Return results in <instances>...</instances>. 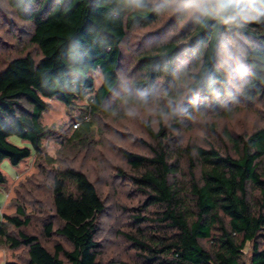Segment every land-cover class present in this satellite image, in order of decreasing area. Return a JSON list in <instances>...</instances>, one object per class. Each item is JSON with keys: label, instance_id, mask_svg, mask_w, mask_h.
Here are the masks:
<instances>
[{"label": "trees", "instance_id": "1", "mask_svg": "<svg viewBox=\"0 0 264 264\" xmlns=\"http://www.w3.org/2000/svg\"><path fill=\"white\" fill-rule=\"evenodd\" d=\"M216 3L209 0L190 18L193 30L185 46L171 37L142 54L138 63L142 78L133 82L136 90L150 95L162 79L166 89L173 84L166 93L168 100L179 101L181 87L189 91L190 108L195 100L200 106L231 104L234 98L217 52L222 37L235 30L252 41L244 54L249 80L241 96L258 95L264 104V0H227L224 13L216 11ZM8 4L19 18L31 22L29 42L39 53L38 58L28 53L14 57L0 70V162L17 166L32 152H41L49 132L41 123L46 100L71 108L88 95L84 119L103 108L119 85L120 48L127 33L156 22L159 6L148 0L140 8L129 0H8ZM186 61L188 66L182 68ZM94 72L102 78L97 89ZM157 118L156 132L149 122L144 124L155 141L151 156L121 151L136 173L130 177L132 184L156 210L148 218H133L149 231L126 236L140 260L120 264H264V168H260L264 129L229 137L235 156L213 147L171 151L159 113ZM89 121L78 122L73 139L92 130ZM11 136L29 147L9 142ZM181 161L187 166L186 182L176 178ZM5 181L0 171V184ZM50 189L60 226L53 230L50 221L45 223L43 235L56 233L71 247L65 250L56 244L51 252L35 235L23 233L21 228L30 219L21 205L3 217L18 230L16 235L0 222L1 243L10 249L25 248L26 264H104L95 238L96 216L104 206L93 184L81 171L65 168L54 175ZM250 190L258 192L256 199ZM247 243L251 248L245 261Z\"/></svg>", "mask_w": 264, "mask_h": 264}, {"label": "rangeland", "instance_id": "2", "mask_svg": "<svg viewBox=\"0 0 264 264\" xmlns=\"http://www.w3.org/2000/svg\"><path fill=\"white\" fill-rule=\"evenodd\" d=\"M148 1L159 6L157 20L127 33L120 48L119 85L103 108L94 114H86L87 119H84L88 95L82 101H75L71 108L55 99L46 100L48 106L42 113L41 123L49 132L41 142V152H32L17 166L10 165L8 160L0 162V171L6 180L0 184V222L8 233L16 235L18 230L7 224L3 217L13 215L16 206L21 205L30 219L28 226L21 228L23 233L35 235L48 251L53 252L56 244L68 250L71 246L63 237L56 233L45 237L42 228L49 221L53 230L59 228L60 222L53 213L50 185L57 172L73 168L86 175L104 206L96 216L95 238L100 260L104 264L139 262L138 252L126 236L147 233L149 230L144 229V224L138 227L133 218H148L156 209L146 205L144 196L132 184L130 177L136 173L121 151L151 156L150 147L155 141L146 132L144 124L149 122L156 132L159 128L157 114H160L168 150L213 147L232 156L236 155V150L229 137H246L264 129L261 97L241 96L249 80L244 54L252 41L239 31L230 30L225 34L217 52L218 66L226 74L234 98L231 104L200 106L195 100L190 108L189 91L181 87L179 101L168 100L166 93L171 92L173 84L166 89L162 79L157 80L150 95L133 87V82L142 78L138 67L142 54L171 37L185 46L193 30L190 18L209 0ZM31 31V22L19 18L8 0H0V70L14 57L27 53L39 57L37 49L29 42ZM186 65L188 61L182 68ZM92 77L94 89H97L102 82L101 75L94 72ZM88 120L92 130L73 139L74 124ZM8 141L19 147H29L27 142L15 136L9 137ZM260 168H264V158ZM186 174V162L181 161L177 180L186 182ZM67 188L73 189L70 183ZM250 193L252 199L257 198V191L250 190ZM250 248L251 244L247 243L245 261L250 256ZM26 262L25 248L10 249L0 241V264Z\"/></svg>", "mask_w": 264, "mask_h": 264}, {"label": "clouds", "instance_id": "3", "mask_svg": "<svg viewBox=\"0 0 264 264\" xmlns=\"http://www.w3.org/2000/svg\"><path fill=\"white\" fill-rule=\"evenodd\" d=\"M129 2L137 8L142 7L144 4V0H129ZM216 11L221 13L227 12L228 11L227 0H217Z\"/></svg>", "mask_w": 264, "mask_h": 264}, {"label": "built area", "instance_id": "4", "mask_svg": "<svg viewBox=\"0 0 264 264\" xmlns=\"http://www.w3.org/2000/svg\"><path fill=\"white\" fill-rule=\"evenodd\" d=\"M76 126H78V123H75V124H74V127H76Z\"/></svg>", "mask_w": 264, "mask_h": 264}]
</instances>
